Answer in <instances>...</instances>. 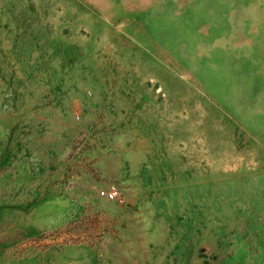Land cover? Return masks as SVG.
<instances>
[{"label": "rangeland", "instance_id": "1", "mask_svg": "<svg viewBox=\"0 0 264 264\" xmlns=\"http://www.w3.org/2000/svg\"><path fill=\"white\" fill-rule=\"evenodd\" d=\"M0 264H264V0H0Z\"/></svg>", "mask_w": 264, "mask_h": 264}, {"label": "built area", "instance_id": "2", "mask_svg": "<svg viewBox=\"0 0 264 264\" xmlns=\"http://www.w3.org/2000/svg\"><path fill=\"white\" fill-rule=\"evenodd\" d=\"M105 194L106 197L108 198H113L115 196V191L114 190H109L107 192H103Z\"/></svg>", "mask_w": 264, "mask_h": 264}]
</instances>
